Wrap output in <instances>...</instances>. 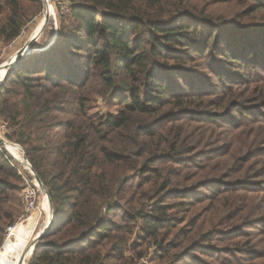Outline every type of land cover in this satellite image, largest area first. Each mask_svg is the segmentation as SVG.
<instances>
[{"label":"trees","instance_id":"16d2710c","mask_svg":"<svg viewBox=\"0 0 264 264\" xmlns=\"http://www.w3.org/2000/svg\"><path fill=\"white\" fill-rule=\"evenodd\" d=\"M38 1L0 0L4 42L40 13ZM247 1L246 16L264 9V0ZM242 16L210 9L204 0H77L53 44L33 48L9 66L0 86L3 135L23 146L55 212L27 264H108L123 257L127 241L109 220L123 204H135L141 235L163 248L160 235L173 221L160 197L186 188L185 157L196 153L193 144L208 139L198 140L193 125L204 130L216 122L206 108L224 107L244 79L228 74L231 68L250 62L264 72V31L240 27L236 17ZM245 77H252L249 71ZM96 97H114L116 113L92 112ZM236 110L242 112L233 105ZM258 136L240 149L263 153ZM18 181L0 148V246L21 206ZM132 181L136 194L146 188L160 201L137 208L139 199L127 193ZM238 220L239 229L245 228V220ZM215 233L195 232L187 241L193 250L208 248ZM259 235L255 245L264 247V231Z\"/></svg>","mask_w":264,"mask_h":264},{"label":"rangeland","instance_id":"374dc122","mask_svg":"<svg viewBox=\"0 0 264 264\" xmlns=\"http://www.w3.org/2000/svg\"><path fill=\"white\" fill-rule=\"evenodd\" d=\"M75 1L77 0H49L51 12H48L45 0H39L40 13L22 28L20 37L14 45L8 48L5 56H0V62L12 59L16 51L21 49L33 35L34 29L47 12L49 16L47 23L35 35L31 48L43 50L53 44L68 6ZM191 1L198 2V0ZM216 1L204 0L205 5L210 9H228L242 13V17H236L242 22L240 27L258 26L259 31H264V9L246 16L250 5L247 0H224L211 7V4ZM6 44L7 42L0 38V48ZM260 58L264 60V54H261ZM238 67L231 68L228 74L237 79L244 76V79L233 86V94L227 97L230 102L225 101V106L221 109L213 108L211 105L206 108L207 116L216 122L210 123L208 129L204 130L199 129L201 128L199 123L193 125L197 128L198 140L202 136L208 139L203 144H199V141L193 144L191 148L196 153L185 157V166L189 169L186 188L179 187L178 192H181L177 193L179 195L160 197L161 199L165 196L162 200H166L169 206L168 215L173 221V224L163 230L160 235V239L165 242L163 248L158 247L159 245H156L146 234L141 235L142 220L134 218L132 209L135 204L131 207L123 204L121 208L116 207L112 211L109 220L113 222L112 226L117 227L122 234L120 236L127 241V245L124 248L123 257L111 258L112 261L110 260L108 264H264V247L255 245L260 238L259 233L264 231V218L259 221L256 217L257 215L264 217V152L257 151L252 154L244 147L240 149V146L251 139L255 132L259 134L260 139L257 146H264V72L260 70L259 65L250 62ZM248 71L252 77L245 79ZM210 86V90H213V86ZM232 104L240 108L242 112L240 113V110L232 112ZM91 106L92 112L116 113L117 111V102L114 97L109 99L96 97ZM219 112L223 113L216 115ZM243 114L246 116L243 117ZM239 120L245 121L243 123ZM2 132L0 130V135L3 137ZM7 141L16 143L8 139ZM21 152L23 156H26L23 146H21ZM11 165L22 170L29 181L36 179V175L31 176L22 164L14 162V165ZM34 174L37 173L34 172ZM19 175L22 178V184L20 181L17 183L20 186L19 196L23 198L21 187L24 179L20 173ZM36 181L38 185L34 212L31 213L32 209L28 211L25 201L20 198L21 206L15 222L16 226L29 220L35 224L33 238L24 256L23 264H27L31 258L41 240L39 237L48 229L55 213L37 179ZM135 189L136 182L132 181L127 193L130 199L134 197L136 201L139 199L137 208L154 206L157 204L156 199L160 201L157 197H153V193L146 195V188H143L140 196L136 194ZM237 216H239L238 222L245 220V228L239 229L240 224L234 222ZM13 226L6 227L0 248L6 245L5 242L7 247H3L0 251V264H3V259L8 255L16 239V233H12L8 238L9 229ZM212 229H215L216 233L214 239L208 241L211 247L207 248L205 245L200 250H193L187 237L195 232L202 233ZM244 242L249 243L244 245ZM166 247L170 251H167Z\"/></svg>","mask_w":264,"mask_h":264},{"label":"bare ground","instance_id":"6f19581e","mask_svg":"<svg viewBox=\"0 0 264 264\" xmlns=\"http://www.w3.org/2000/svg\"><path fill=\"white\" fill-rule=\"evenodd\" d=\"M48 12H51V6L48 5ZM47 12V14H48ZM45 15L42 18V20L38 23L36 28L34 29V33H37L44 21ZM7 150L10 155L14 156L18 161L22 162L24 160L21 148L14 145L11 142H7ZM46 195V194H45ZM43 204V203H42ZM46 202L44 203V206L46 208ZM35 207V206H34ZM36 208V207H35ZM35 208H33L32 212H34ZM34 227L35 224L29 220L25 223H22L19 226H16V224L9 229L8 232V238L9 236L13 233H16V239L14 240V243L12 244L10 251L8 255L3 259V264H23V258L26 254V251L29 247V244L33 238V232H34ZM6 245H3L0 248V251L3 247H7V243L5 242Z\"/></svg>","mask_w":264,"mask_h":264},{"label":"built area","instance_id":"2783aa9c","mask_svg":"<svg viewBox=\"0 0 264 264\" xmlns=\"http://www.w3.org/2000/svg\"><path fill=\"white\" fill-rule=\"evenodd\" d=\"M45 2L47 4V6H48L49 0H45ZM19 37H20V35H18L11 42H9L8 44H6L2 48H0V56L1 57L5 56V54L8 52V48L12 47ZM16 53H17V51H16ZM7 61L8 60H5L4 62H0V86H1V83L3 82V80L5 78L4 65L7 63ZM3 128H4V125L0 124V130H3ZM2 134H3V132H2ZM0 137H2V136L0 135ZM3 137H4V135H3ZM13 144L21 148V146L19 144H17V143H13ZM0 148L5 150L6 153L8 152L7 146L6 147L0 146ZM7 156L9 158L11 164L14 165V162H16L19 165L22 164L25 167V169L30 172L31 176L35 175L31 163L29 162L28 159L25 158V156H23L24 160L22 162L18 161V159H16L14 156L10 155L9 152H8ZM13 167H15V166H13ZM18 171H19V173L22 175V177L24 179V184H23L24 188H23V191H22V196H23V200L25 201L26 208L29 211V210L33 209L34 206H35V202H36V187H37L38 183H37L36 179L29 181L28 177L23 173L22 170L19 169ZM34 181H36V182H34Z\"/></svg>","mask_w":264,"mask_h":264},{"label":"water","instance_id":"95a60500","mask_svg":"<svg viewBox=\"0 0 264 264\" xmlns=\"http://www.w3.org/2000/svg\"><path fill=\"white\" fill-rule=\"evenodd\" d=\"M48 17H49V16H48V14L46 13V14H45L44 21H43V23H42V25H41V27H40V29H39L38 32H40V31L42 30V28L46 25ZM38 32H37V33H38ZM37 33H34V34L30 37V39L27 41V43H26L24 46H22L21 49H19V50L17 51L16 55H15L10 61H8V62L4 65V68H5V75H6V73H7V69L9 68V66H10L14 61L17 62V61H19L21 58H23L25 55H27V54H29V53L32 52L33 49L31 48V45H32V42H33V40H34V38H35V35H36ZM7 142H8V141H7L6 138L0 137V146H2V147H6V146H7ZM25 158L27 159L26 156H25ZM33 171H34V169H33ZM34 172H35V171H34ZM35 175H36V179L38 180V182H39V184H40V186H41L43 192H44V193L46 194V196H47V199H48L49 204L52 205V201H51V197H50V195H49V191L47 190L46 186H45L44 183L42 182L41 178H40L37 174H35ZM54 218H55V213H54V215H53L52 218H51L50 225L48 226V229L45 230V232H44L43 235H45V233H46V232L52 227L53 222H54ZM43 235H42V236H43ZM42 236H40L39 239H41ZM23 261H24V258H23Z\"/></svg>","mask_w":264,"mask_h":264}]
</instances>
